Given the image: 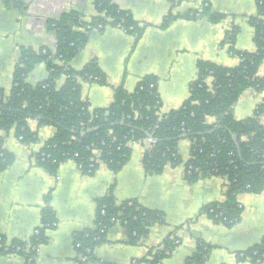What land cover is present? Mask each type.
<instances>
[{"label":"crops","instance_id":"crops-1","mask_svg":"<svg viewBox=\"0 0 264 264\" xmlns=\"http://www.w3.org/2000/svg\"><path fill=\"white\" fill-rule=\"evenodd\" d=\"M95 0H0V89L7 95L22 48L53 49L55 36L47 22L66 12H78L83 21L95 16ZM134 20L148 27L136 42L131 34L106 25L94 30L88 43L69 66L79 71L96 60L106 75L107 85L83 83L82 101L90 111L105 109L113 101L119 86L132 92L145 76L156 78L162 104L160 114L179 108L188 98L189 85L197 79V63L208 62L233 68L239 60L223 44L228 33L236 32L235 48L254 52L250 20L257 12L256 0H113ZM174 19L166 27V16ZM213 16L219 17L214 21ZM258 74L264 76V62ZM46 78L44 65L29 76L35 84ZM63 80H60L59 86ZM208 85L212 83L207 80ZM264 91H245L233 107L235 120L252 117ZM214 119H208L212 123ZM264 122V121H263ZM37 139L22 144L12 129L0 132L3 148L13 156L11 165L0 172V239L28 242L41 225L45 197L51 195L56 224L46 231L47 241L37 250L33 264H184L198 243L211 248L206 264H254L241 254L264 239V190L260 194H241L236 224L227 227L215 223L201 209L210 203H222L226 179L201 178L195 183L185 179L184 164L190 157V142L178 145L181 164L167 165L159 175H146L142 158L143 143H131L128 161L117 173L100 164L91 176L84 175L71 160L60 164L56 175L48 174L37 163L35 154L49 141L54 129L28 122ZM112 187V190L110 188ZM110 191L116 204L133 200L142 207L160 212L163 222L150 227L148 234L130 243L118 221L106 231L103 241L84 257L75 247L76 235L94 230L97 201ZM176 237L177 246L163 259L153 261L156 250ZM0 264H26L22 255H0ZM257 264H264L257 263Z\"/></svg>","mask_w":264,"mask_h":264},{"label":"trees","instance_id":"trees-1","mask_svg":"<svg viewBox=\"0 0 264 264\" xmlns=\"http://www.w3.org/2000/svg\"><path fill=\"white\" fill-rule=\"evenodd\" d=\"M256 7V15L250 20L255 51L237 50L236 32L228 33L223 44L239 64L224 68L198 62V76L189 85L188 98L179 108L164 114H160L162 104L156 78L149 75L132 92L123 86L115 88L108 108L89 110L82 101V84L105 86L106 75L96 60L79 71L69 66L71 60L84 49L98 24L120 25L136 42L148 25L134 20L129 11L120 9L113 0H95L96 14L88 22L78 12H66L47 22L56 39L53 49L20 50L9 93L6 95L0 89V132L8 134L13 129L15 137L29 145L37 139L29 121H36L38 127L53 128V137L35 154L36 163L53 176L67 160L73 161L86 176L93 175L100 164L117 174L130 158V143L142 142L150 136L154 144L144 153L142 167L146 175H159L167 165L181 164L178 145L187 140L190 157L184 164L186 181L192 184L206 177L226 179L224 201L207 204L201 212L215 223L231 227L241 214L237 197L264 190V98L252 117L237 121L232 115L234 105L245 91H264V76L258 74L264 62V0H256ZM173 19L169 14L161 26L166 28ZM212 19L220 20L216 16ZM39 65L45 66L46 78L32 84L28 78ZM208 79L212 80L210 85ZM60 80L63 82L59 86ZM211 118L214 121L209 123ZM12 161L13 156L3 148L0 136V172ZM45 203L36 233L28 242L12 240L7 244L1 237L0 255H22L26 264H33L38 248L47 241L46 231L56 224L50 194ZM163 219L160 212L148 210L133 200L116 204L110 191L97 201L94 230L76 235L74 244L80 245L76 248L82 256L90 258L113 223L119 221L128 241L133 243L144 238L150 227ZM177 244L176 237L166 239L156 250L153 263L171 254ZM210 251L209 246L198 243L184 264H206ZM241 255L240 259L254 264L264 262V239Z\"/></svg>","mask_w":264,"mask_h":264},{"label":"built area","instance_id":"built-area-1","mask_svg":"<svg viewBox=\"0 0 264 264\" xmlns=\"http://www.w3.org/2000/svg\"><path fill=\"white\" fill-rule=\"evenodd\" d=\"M116 29H119V30H122L123 32H126L127 33V30L126 29H124V28H122L120 25H116V26H114ZM104 27L102 26V25H97L96 27H95V29L96 30H102ZM131 30V29H130ZM262 121H264V118L262 119ZM29 122H31V121H29ZM132 143H138V142H132ZM141 143H143L144 144V146H145V149H146V151L147 150H150L151 148H152V146H153V144H154V140H152V138H151V136L148 138V139H146V140H144V141H142ZM131 144V143H130ZM102 214H103V211H102ZM34 233H36V230L34 231ZM102 233H104V231H102ZM79 244H77L76 245V247L77 248H79ZM29 250V247L27 248V251ZM87 252H89V251H87ZM168 253H166V255H167ZM241 257H242V255H241ZM132 264H136V262L135 261H133L132 262Z\"/></svg>","mask_w":264,"mask_h":264},{"label":"rangeland","instance_id":"rangeland-1","mask_svg":"<svg viewBox=\"0 0 264 264\" xmlns=\"http://www.w3.org/2000/svg\"><path fill=\"white\" fill-rule=\"evenodd\" d=\"M96 30V29H95ZM99 31V30H98Z\"/></svg>","mask_w":264,"mask_h":264}]
</instances>
